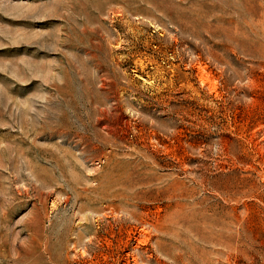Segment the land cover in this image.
I'll list each match as a JSON object with an SVG mask.
<instances>
[{"label": "rangeland", "instance_id": "rangeland-1", "mask_svg": "<svg viewBox=\"0 0 264 264\" xmlns=\"http://www.w3.org/2000/svg\"><path fill=\"white\" fill-rule=\"evenodd\" d=\"M0 264H264V0H0Z\"/></svg>", "mask_w": 264, "mask_h": 264}]
</instances>
